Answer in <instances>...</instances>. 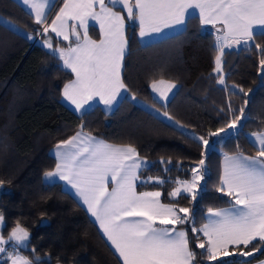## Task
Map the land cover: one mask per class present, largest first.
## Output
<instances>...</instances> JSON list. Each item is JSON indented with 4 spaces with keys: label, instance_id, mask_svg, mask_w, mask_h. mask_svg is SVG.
Listing matches in <instances>:
<instances>
[{
    "label": "trees",
    "instance_id": "trees-1",
    "mask_svg": "<svg viewBox=\"0 0 264 264\" xmlns=\"http://www.w3.org/2000/svg\"><path fill=\"white\" fill-rule=\"evenodd\" d=\"M0 15L7 21L0 20V180L4 181L0 214L5 217L1 232L8 236L19 222L30 236L26 246L13 248L9 243L7 250L13 248L35 264H123L82 205L60 183L43 180L56 164L50 154L52 146L81 130V125L83 131L109 142L135 147L146 159L137 189H158L164 202L193 209L195 227H201L209 208L228 205L231 198L216 191L222 156L236 151L256 155L259 149L247 140V134L264 131V69L260 64L264 53L256 47H264V35L257 34L248 45L224 48L221 73L225 82L218 84L216 30L204 28L197 15L188 18L182 31L147 44L138 41V24L128 21V52L122 69L128 94L111 112L96 105L78 114L61 99L62 87L72 73L43 43L50 39L63 46L66 41L51 32L44 34V26L36 24L15 0H0ZM89 31L98 37L96 27ZM158 79L177 85L165 104L152 94L151 83ZM242 107L245 115L235 131L208 136L226 127ZM196 135L218 149L213 147L201 156L204 145L193 139ZM202 158L208 175L197 201L187 194L176 200L169 197L175 181L190 178L191 169ZM156 178L165 183H155ZM179 227L189 233L197 264H243L264 257V246L253 251L261 245L256 240L247 247H232V256L210 262L200 256H206L205 250L196 247L203 234H193L192 223ZM239 251L253 255L241 257L235 254Z\"/></svg>",
    "mask_w": 264,
    "mask_h": 264
},
{
    "label": "snow or ice",
    "instance_id": "snow-or-ice-1",
    "mask_svg": "<svg viewBox=\"0 0 264 264\" xmlns=\"http://www.w3.org/2000/svg\"><path fill=\"white\" fill-rule=\"evenodd\" d=\"M53 2L23 0L38 25H44L46 9ZM97 6L99 11H96ZM118 6H122L127 17L115 10ZM195 9L199 10L201 25H222L217 30L220 34L216 36L215 47L220 54L215 57L214 71L220 75L217 83L224 84L221 73L223 50L233 45H248L257 34L264 35V0H134V3L132 0H65L51 25L43 27L44 34L51 28L64 40L75 38V46L70 42L66 49H53L63 61L64 68L70 69L75 76L63 87L64 99L81 113L96 97L106 108H112L118 103L121 91H127L121 78L122 61L128 46L126 19L138 24L139 36L145 38L164 29L186 25L190 16L195 18L189 10ZM89 19L100 25L99 41L88 35ZM32 38L28 36V39ZM44 46L52 48L51 41L45 40ZM256 47L264 53V47ZM260 64L264 69V59ZM151 87L162 99H167L176 85L159 80ZM239 112L240 115H234L226 127L209 132L208 136L216 137L237 129L245 108ZM254 135L255 142L260 145L255 157L225 154L220 186L216 191L231 198L227 202L229 206L209 208L206 223L199 228L194 226L193 209L163 203L160 191H136V181L140 180L139 172L145 162L139 158L135 147L105 143L84 133L82 125L74 136L56 145L55 169L46 171L44 178L58 177L75 190V195L95 218L123 264H197V253L190 247L188 231L178 227L188 223L193 224V234H203L196 247L204 249L206 256L205 253L200 256L210 262L217 261L234 255L229 246L247 247L257 239L261 245L254 246L253 251L264 246V133ZM193 139L205 149L210 144V140L203 136ZM205 155L206 151L201 153V156ZM191 173L190 180L175 181L177 186L168 193L169 197L176 200L191 196L193 202L197 201L208 175L205 159H200ZM155 183L165 181L156 178ZM3 185L4 181L0 180V188ZM4 222L5 217L0 214V224ZM29 239V232L19 222L7 239L0 236V254L7 253L4 264H35L34 260L4 247L9 242L13 243V248L26 246ZM235 254L251 257L253 252Z\"/></svg>",
    "mask_w": 264,
    "mask_h": 264
},
{
    "label": "crops",
    "instance_id": "crops-1",
    "mask_svg": "<svg viewBox=\"0 0 264 264\" xmlns=\"http://www.w3.org/2000/svg\"><path fill=\"white\" fill-rule=\"evenodd\" d=\"M15 1H17L23 8H24V10H26L28 13H30L31 14V9L27 6V5H25V4H23V0H15ZM58 0H54V2L50 5V7L49 8H47L46 9V13H47V15H46V19H45V24L43 25L44 27L45 26H49V25H51V23H52V21L56 18V16H57V14H59V12H60V9L64 6V2H65V0H62L61 1V3L58 5V7L56 8V10H55V12L51 15V17H49V13H50V11L52 10V8L54 7V5L56 4V2H57ZM38 2H42V0H38ZM132 2L134 3V0H132ZM115 10H117V11H120L121 12V14L122 15H124L125 16V14H124V12L120 9V8H116ZM96 11H99V7L97 6L96 7ZM190 12H193L195 15H197L198 17H199V10L198 9H195V10H189ZM32 15V14H31ZM33 16V18H34V15H32ZM126 17V16H125ZM191 17V16H190ZM35 19V18H34ZM68 23H69V25H71V23H72V21L71 20H69L68 21ZM77 23H78V21H77ZM88 24H89V28H88V35H89V37L91 38V39H93V40H96V41H99L100 39H101V32H100V25H99V23H97L95 20H92V19H89V21H88ZM91 26H94V27H96L97 29H98V32H99V34H98V37H94V36H92V34L90 33V31H89V29H90V27ZM185 26L186 25H184V26H180V27H175V28H170V29H164L161 33H153L151 36H148V37H145V38H141L140 36H139V27H138V31H137V37H138V41L141 43V44H147V43H150V42H154V41H157V40H160V39H162V38H164V37H167V36H170V35H172V34H175V33H178V32H180V31H182L184 28H185ZM203 27L204 28H207V29H211V30H216V32H215V36H217V35H219L220 33L217 31L219 28H221L222 27V25H220V24H217L215 27H213L211 24H207V25H203ZM257 31H258V33H259V29H257ZM49 32H51L57 39H60V40H63V41H66V45H58V44H53L52 43V41L50 40V39H48V40H50L51 41V44H52V48H49V49H51V50H53V49H56V48H67L68 47V45H69V43L71 42L72 43V45L73 46H75V38L74 37H72L71 38V41H67V40H64L63 39V37H58V36H56V33H54V32H52L51 31V28H49ZM81 35H83V30H81ZM125 37H126V39H127V41H128V21H127V19H126V26H125ZM47 40V39H46ZM45 42V40L43 41V43ZM241 45V44H240ZM234 46V45H233ZM48 48V47H47ZM128 52V46H127V50H126V53ZM126 53H125V55H126ZM220 54V53H219ZM58 55V54H57ZM124 58H125V56H124ZM123 63H124V59H123V61H122V69H123ZM61 65H62V67H64L63 66V61H61ZM215 68H216V64H215ZM65 69H67V68H65ZM67 70H69L70 72H71V70L70 69H67ZM72 73V72H71ZM121 78H122V72H121ZM75 79V76H74V74L72 73V78L69 80V81H67L66 83H69L70 81H72V80H74ZM123 80V79H122ZM159 80H164V81H166V82H170L169 80H166V79H158V80H155V81H159ZM155 81H153V82H155ZM124 82V81H123ZM153 82L151 83V85L153 84ZM65 83V84H66ZM64 84V85H65ZM125 84V83H124ZM126 86V85H125ZM64 87V86H63ZM63 87H62V92H63ZM127 88V87H126ZM176 88H177V85H176V87L171 91V92H169L168 93V97H167V99H162L160 96H156L154 93H153V90H152V87H151V90H152V94H153V96L158 100V101H160L161 103H163V104H165L169 99H170V97L172 96V94L174 93V91L176 90ZM62 92H61V99H62V101L69 107V108H71L74 112H76V113H78V114H82L81 112H77V111H75V106L74 105H71L68 101H66L65 99H64V97H63V95H62ZM128 94V89H127V91H121V95H120V97L118 98V103L121 101V99L125 96V95H127ZM118 103H116V104H114V106L112 107V108H106V106L104 105V104H102V103H100L99 102V98L98 97H96V98H94V100L93 101H90L89 102V105H85V110H84V112H86V111H88V110H90V109H92L93 107H95L96 105H99L104 111H106V112H111L117 105H118ZM151 108H153V107H151ZM155 110V109H154ZM83 112V113H84ZM78 131H80V130H78ZM77 131V132H78ZM84 133H86V134H89V135H92V136H94V137H96L97 139H99V140H102V141H104L105 143H108V144H112V145H115V146H126L127 144H116V143H112V142H109V141H107V140H105L104 138H102V137H99V136H96V135H94V134H91V133H88V132H86V131H83ZM259 133H264V131H260V132H251V133H248L247 134V140L252 144V145H254L256 148H258L259 149V147H260V145L258 144V143H256L255 142V135L254 134H259ZM76 134V132L73 134V135H71L69 138H67V139H65V140H68V139H70L72 136H74ZM65 140H62V141H65ZM62 141H60V142H58V143H61ZM58 143H56L54 146H52V148L50 149V154L55 158V160H56V157H55V147H56V145L58 144ZM131 146V145H130ZM136 149V148H135ZM137 151V150H136ZM137 153H138V151H137ZM225 154H227V155H237V154H243V155H245V156H249V157H255L256 155H250V154H246V153H243V152H240V151H236V152H233V153H224L223 154V156H222V159H221V173H222V170H223V164H224V156H225ZM138 155H139V158L142 160V161H144L145 163L142 165V167H141V169L146 165V159L144 158V157H142L139 153H138ZM57 162V161H56ZM56 165V164H55ZM55 169V167L52 169V170H54ZM140 169V170H141ZM52 170H50V171H52ZM221 175V174H220ZM43 180H44V182H47V183H54V182H58V183H60L61 185H62V187L66 190V191H68L81 205H82V207L86 210V212H87V207L85 206V205H83V203H82V201H80V199H79V197H77L76 195H75V190L74 189H72L71 188V186L70 185H66V183L64 182V181H60L59 179H58V177L57 178H53V179H50V180H46L45 178H44V175H43ZM137 182V181H136ZM111 187V186H110ZM136 191L137 192H146V191H148V192H150V191H159L158 189H148V190H142V191H139L137 188H136ZM161 201L163 202V203H166V202H164L163 200H162V198H161ZM167 204V203H166ZM229 205H225V206H220V207H216V208H226V207H228ZM213 209H215V208H213ZM87 214L89 215V217L96 223V225H97V227H98V229L100 230V232H101V234L104 236V234H103V232H102V230L100 229V227H99V224L95 221V218L94 217H92L91 216V214L90 213H88L87 212ZM207 215H208V211L206 212V215H205V220H204V222L202 223V225L204 224V223H206V217H207ZM2 225L3 224H1V228H2ZM201 225V226H202ZM179 227V226H178ZM180 228H182V227H180ZM184 229V228H183ZM11 233V232H10ZM9 236V235H8ZM104 238L106 239V241L109 243V245L111 246V244H110V242L107 240V238L104 236ZM258 240V239H257ZM9 243H12V242H9ZM8 243V244H9ZM8 244H6V245H4V247L6 248V249H8ZM13 245V244H12ZM112 247V246H111ZM232 247H235V246H229V251H231V248ZM112 249L115 251V249L112 247ZM8 251H15L13 248L12 249H9ZM20 253V252H19ZM116 253V252H115ZM21 254V253H20ZM117 255H118V253H116ZM22 256H24L23 254H21ZM6 256H7V253H3V254H0V261H2V260H4L5 258H6ZM26 257V256H25ZM118 257H119V255H118ZM121 260V259H120ZM122 261V260H121ZM261 261H264V257L263 258H260V259H258V260H255V261H252V262H248L247 264H260V262ZM123 262V261H122ZM243 264H245V263H243Z\"/></svg>",
    "mask_w": 264,
    "mask_h": 264
},
{
    "label": "rangeland",
    "instance_id": "rangeland-1",
    "mask_svg": "<svg viewBox=\"0 0 264 264\" xmlns=\"http://www.w3.org/2000/svg\"><path fill=\"white\" fill-rule=\"evenodd\" d=\"M59 1V3H61V0H58ZM0 20H3V21H5V22H7L6 21V19L4 18V17H2L1 15H0ZM45 24V23H44ZM170 81V80H169ZM170 83H172V84H175L176 85V83H174V82H172V81H170ZM156 96H160L159 95V93H157V92H153ZM136 100L138 101V102H142L140 99H137L136 98ZM165 100V99H164ZM163 116L165 117L166 115L165 114H163ZM236 130V129H235ZM235 130H231V131H228V132H225V133H222V134H226V133H229V132H232V131H235ZM221 134V135H222ZM196 137H201L200 135H196ZM216 148V149H218V146L217 145H215L213 142H211L210 141V144H209V146L207 147V149H205V147H204V152L206 151V153L211 149V148ZM191 179V177L190 178H188V180H190ZM180 180H185V179H180ZM201 183H203V181L201 182ZM177 185H175V187H176ZM174 187V188H175ZM0 236H3V234H2V232H1V224H0ZM5 239H7L8 238V236H3Z\"/></svg>",
    "mask_w": 264,
    "mask_h": 264
},
{
    "label": "water",
    "instance_id": "water-1",
    "mask_svg": "<svg viewBox=\"0 0 264 264\" xmlns=\"http://www.w3.org/2000/svg\"><path fill=\"white\" fill-rule=\"evenodd\" d=\"M117 8H120L122 10V6H118ZM123 11V10H122ZM124 12V11H123ZM125 16L127 17V13L124 12Z\"/></svg>",
    "mask_w": 264,
    "mask_h": 264
}]
</instances>
